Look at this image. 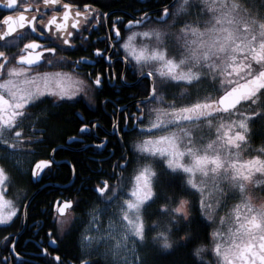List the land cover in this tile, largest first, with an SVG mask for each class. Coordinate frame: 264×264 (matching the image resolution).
I'll list each match as a JSON object with an SVG mask.
<instances>
[{"label": "snow or ice", "instance_id": "1", "mask_svg": "<svg viewBox=\"0 0 264 264\" xmlns=\"http://www.w3.org/2000/svg\"><path fill=\"white\" fill-rule=\"evenodd\" d=\"M136 2L125 20L87 0H0V225L28 219L31 197L8 198L13 186L38 182L61 162L77 175L55 158L59 144L32 159L55 109L105 83L102 71L79 72L92 58L69 54L103 39L95 56L123 63V72L105 71L131 78L135 102H112L119 141L111 155H119L107 179L89 186L91 205L77 215L79 198L61 193L52 202L46 243L78 231L80 255L43 247L47 264H212L206 255L264 264V0ZM103 25L105 35L93 38ZM97 126L80 123V134ZM34 224L39 234L42 221ZM17 243L3 238L0 264L20 258Z\"/></svg>", "mask_w": 264, "mask_h": 264}, {"label": "flooded vegetation", "instance_id": "2", "mask_svg": "<svg viewBox=\"0 0 264 264\" xmlns=\"http://www.w3.org/2000/svg\"><path fill=\"white\" fill-rule=\"evenodd\" d=\"M87 2L92 3L102 12H109L111 17L122 16L125 20L133 18L132 15H128V13L132 11V8L140 7V4L137 3L136 0H87ZM151 3L155 6V0H151ZM130 5L131 7H129ZM0 14H3L2 8H0ZM135 15H138V13H135ZM107 27V25H103L97 31H93V38L97 36L103 37L107 31ZM124 35L127 36L128 33L125 32ZM105 43L106 42L101 39L99 42L92 43L90 47H85L82 50L69 53L73 60L81 56L92 58L93 62L81 67L79 72L83 75L91 71L92 75L95 76L97 71H102L105 83L102 84L99 89L90 90L88 96L84 95V93H79V102L74 103L73 101H75L76 98L73 97L72 100L55 109V111L59 113V118L52 121L49 138L45 140L43 144L37 146L38 151L32 159V163L34 164L37 159L48 158V153L51 152V148L59 144L61 148L56 152L55 158L59 161H71L72 164L76 166L77 175H73L69 164L61 162L50 172L43 175L42 178L38 177V182H33L30 188H26L28 195H23V197H21V199L24 200H27L38 187L46 184L37 190L32 197L31 202L38 192L45 190L42 194L44 195V199L38 201L39 203L37 204H33L32 210L35 209V213L31 214L30 217L28 216L24 224L25 226H21V219H15V231L10 232V234H12L13 239L17 240L16 251L21 254L20 258L15 260V264H47L48 258L44 257L41 253L43 247H48L49 252L58 250L60 254L64 255L65 258L69 260L79 257L80 255V248L77 243L78 231H75L76 240L73 246L69 244V235L64 236L55 245H48L46 243L47 225L53 222V216L48 214L51 209V204L58 195L63 193L64 196L68 198H79L81 200L80 207L75 210L77 215L83 213L87 207L91 205L93 193L89 190V186L96 184L100 180L107 179L105 172L110 169L111 163L115 161L119 155V151L116 152V155H111L119 141V136L114 135L111 131L112 120L114 119L112 116L114 107L112 102H116L120 105L126 103L134 104L135 102L133 100V94L136 92V89L130 86L131 78H129V83H124L119 79H109V72L105 71L110 68L116 73L123 72V63L116 62L109 64V62L103 60L101 57L95 56L94 49L97 47L105 48ZM114 51L115 50H113V52ZM121 55H123V52H121ZM89 96L91 99H89ZM105 101L108 102L105 103ZM80 123H96L98 126L91 129L89 132L80 134ZM122 126L121 124V127ZM75 135H78L77 142L69 141L65 143L68 141V137ZM105 138L109 141L107 148L97 147L96 144ZM136 139L137 137L134 134H130L126 137L129 151L133 150V141ZM101 161H103V163H101ZM20 187H22V184H17L13 186L12 191H7L8 198L14 199L13 197L15 194L9 193L13 191L14 193L18 192L17 188ZM78 188L80 189L79 191L77 190ZM85 201H87V203H84ZM46 209L47 214H45L44 219L38 218V211L42 213L46 211ZM34 221H42L39 234L36 232ZM82 226L83 225H81V227ZM25 231L28 232L26 233ZM18 232H20V234L16 236ZM41 238L45 241L43 244L38 243L41 241ZM198 242L206 241H196V243ZM9 244H11V241H9ZM6 254V249L0 251V256ZM205 259L211 260L212 264H215V259L213 257L206 255ZM9 264H12L11 259Z\"/></svg>", "mask_w": 264, "mask_h": 264}, {"label": "trees", "instance_id": "3", "mask_svg": "<svg viewBox=\"0 0 264 264\" xmlns=\"http://www.w3.org/2000/svg\"><path fill=\"white\" fill-rule=\"evenodd\" d=\"M53 181H59V180H53ZM53 181H52V182H53ZM22 187H23V188H30V185H22ZM44 192H45V190H41L40 192H38V193L35 195L34 199H33L32 202H31V206H30V208H29V210H28V211H29V217L31 216V214H34V213H35V209L32 210V206H33V204H34V203L37 204V203H39L38 201L44 199V195H42ZM22 197H23V196H22ZM80 210H81V209H80ZM38 214H39V215H38L37 217L43 220L45 214H47V209H46V211H43L42 213L38 211ZM12 231H15L14 223H12L11 226H0V244L3 242V238H4L5 236H8V235L10 234V232H12ZM25 232L27 233L28 231H25ZM68 235L70 236V238L68 239V241H70L69 244H70L71 246H73V245L75 244V240H76V233H75V231H73V232H71V233L68 234ZM78 237H79V236H78ZM77 242H79V239H78ZM195 244H196V241H193V244L190 245L189 247H194ZM29 245L32 246L31 244H29ZM184 253H185V255H186V254H187V250H184Z\"/></svg>", "mask_w": 264, "mask_h": 264}, {"label": "rangeland", "instance_id": "4", "mask_svg": "<svg viewBox=\"0 0 264 264\" xmlns=\"http://www.w3.org/2000/svg\"><path fill=\"white\" fill-rule=\"evenodd\" d=\"M12 189H13V187L11 188V191H12ZM9 194H15V196L13 197L14 198L13 200H19L23 196V194H21L19 192L14 193V191L9 193ZM0 226H4V225H0Z\"/></svg>", "mask_w": 264, "mask_h": 264}, {"label": "water", "instance_id": "5", "mask_svg": "<svg viewBox=\"0 0 264 264\" xmlns=\"http://www.w3.org/2000/svg\"><path fill=\"white\" fill-rule=\"evenodd\" d=\"M50 184H53V183H50ZM46 185V184H45ZM45 185H42V186H40V187H38V189H36L29 197H31V199H32V197L34 196V194L37 192V190H39L40 188H42L43 186H45ZM53 185H57V184H53ZM29 197L27 198V199H29ZM24 224H25V221H24ZM22 230H23V228H22ZM20 234V232H18L17 233V235L16 236H18Z\"/></svg>", "mask_w": 264, "mask_h": 264}, {"label": "bare ground", "instance_id": "6", "mask_svg": "<svg viewBox=\"0 0 264 264\" xmlns=\"http://www.w3.org/2000/svg\"><path fill=\"white\" fill-rule=\"evenodd\" d=\"M78 236H79V232H78ZM78 243V245H79V242H77Z\"/></svg>", "mask_w": 264, "mask_h": 264}]
</instances>
